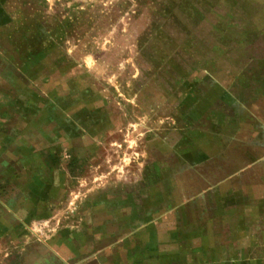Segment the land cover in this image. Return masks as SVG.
Here are the masks:
<instances>
[{"label": "rangeland", "instance_id": "374dc122", "mask_svg": "<svg viewBox=\"0 0 264 264\" xmlns=\"http://www.w3.org/2000/svg\"><path fill=\"white\" fill-rule=\"evenodd\" d=\"M4 3H23L9 40L37 126L1 184L24 206L0 264H242L239 240L192 238L214 193L184 186L241 166L228 129L264 128V0Z\"/></svg>", "mask_w": 264, "mask_h": 264}, {"label": "crops", "instance_id": "0c3cea01", "mask_svg": "<svg viewBox=\"0 0 264 264\" xmlns=\"http://www.w3.org/2000/svg\"><path fill=\"white\" fill-rule=\"evenodd\" d=\"M4 1L9 0H0L1 193H3L1 184L16 172L20 162L27 159L23 157L27 152L24 153L22 150H33L29 144H33L34 128L37 126L32 113L37 94L33 89L31 90L34 86L26 82L28 78L19 66L24 61L18 60V53L24 44L21 40L14 39L12 42L9 40L10 32L15 33L22 29L14 17L24 13L21 10L23 3L10 5ZM230 125L228 121V128ZM26 127L27 131L24 130ZM243 132L234 135L231 129H228L227 134L218 137L224 147L221 150L225 152L241 148V160H243L241 166L226 171L223 174L224 178L218 181L212 189L200 180L193 187L184 186V192L190 198L192 196L201 198L206 194L214 193V200H212L214 206L209 216L193 222L191 235L194 240L209 243L211 241L216 243L218 240L227 238L228 241L239 240L240 244L237 248H240V254L243 256L241 263L262 264L258 244L264 234V128L260 127L255 134L247 132L244 134ZM253 149L257 151L255 155L250 153ZM9 187H4V193ZM1 198H3L2 195ZM16 202L17 204H14ZM19 205L15 197L10 200H0V234L8 232L10 216L14 218L10 208L15 209ZM23 206L24 204L20 205V207ZM15 222L18 225L20 223L17 219ZM183 236L184 233L178 238L181 239ZM230 247L231 245L228 244V250Z\"/></svg>", "mask_w": 264, "mask_h": 264}]
</instances>
